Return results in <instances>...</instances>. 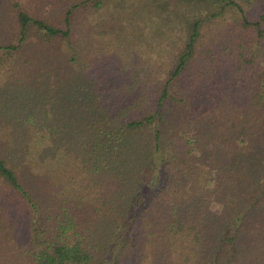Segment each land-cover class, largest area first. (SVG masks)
I'll return each mask as SVG.
<instances>
[{
	"label": "trees",
	"instance_id": "1",
	"mask_svg": "<svg viewBox=\"0 0 264 264\" xmlns=\"http://www.w3.org/2000/svg\"><path fill=\"white\" fill-rule=\"evenodd\" d=\"M248 2L0 0V264H264Z\"/></svg>",
	"mask_w": 264,
	"mask_h": 264
},
{
	"label": "rangeland",
	"instance_id": "2",
	"mask_svg": "<svg viewBox=\"0 0 264 264\" xmlns=\"http://www.w3.org/2000/svg\"><path fill=\"white\" fill-rule=\"evenodd\" d=\"M238 3H240L245 9H247L248 4L250 0H236Z\"/></svg>",
	"mask_w": 264,
	"mask_h": 264
},
{
	"label": "clouds",
	"instance_id": "3",
	"mask_svg": "<svg viewBox=\"0 0 264 264\" xmlns=\"http://www.w3.org/2000/svg\"><path fill=\"white\" fill-rule=\"evenodd\" d=\"M216 207H218V206H216ZM210 210H214V209H210Z\"/></svg>",
	"mask_w": 264,
	"mask_h": 264
}]
</instances>
